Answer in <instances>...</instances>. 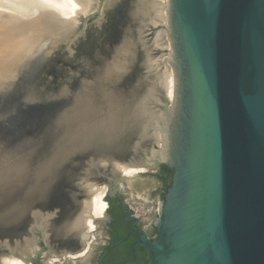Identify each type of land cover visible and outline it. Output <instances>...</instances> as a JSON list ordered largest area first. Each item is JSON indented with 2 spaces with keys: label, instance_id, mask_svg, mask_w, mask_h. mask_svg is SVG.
<instances>
[{
  "label": "water",
  "instance_id": "95a60500",
  "mask_svg": "<svg viewBox=\"0 0 264 264\" xmlns=\"http://www.w3.org/2000/svg\"><path fill=\"white\" fill-rule=\"evenodd\" d=\"M168 23L174 89L163 120L166 158L146 163L152 140H139L138 119L130 115L139 95L115 85L128 64L106 75L104 60L68 98L22 93L3 100L0 253L37 264L50 248L47 231L56 252L83 244L56 230L76 212L77 193L84 196L80 180L132 178L112 172L113 157L171 168L156 236L143 240L147 264H264V0H169ZM51 40L49 48L56 45ZM60 197L70 207L61 208ZM13 217L21 218L15 229ZM36 231L39 248L32 254L13 248L15 239Z\"/></svg>",
  "mask_w": 264,
  "mask_h": 264
},
{
  "label": "bare ground",
  "instance_id": "6f19581e",
  "mask_svg": "<svg viewBox=\"0 0 264 264\" xmlns=\"http://www.w3.org/2000/svg\"><path fill=\"white\" fill-rule=\"evenodd\" d=\"M142 1L138 0L139 6ZM92 4L93 0H0V82L16 74V69L19 68L17 66L25 56L32 53L34 49H39V46L44 44L46 40L53 38V41L56 42L63 35H65V40L70 39L78 19L89 12ZM132 11L134 12V10ZM136 11L134 13L138 14ZM148 14L150 19L143 22V26H146L149 30L156 28L155 35L151 40L154 48L148 53L156 75L154 80L151 81L148 94L139 101L140 105L142 104L145 120L143 116L134 115L132 107L130 108V115L138 119L140 131L145 134L143 136L138 134L139 140H152L146 162L152 163L155 159L166 158L162 152L163 120L166 108H169V103L172 104L174 89V67L171 63L173 58L168 28L169 0H151ZM144 30L143 28L141 32L143 33ZM126 46H128L127 40L122 42L115 49L112 57L105 62L106 75L120 73L127 68V63H125ZM154 49H160L162 53H158L159 55L153 54ZM131 50L132 47L127 55ZM14 60H17L15 64H13ZM159 89L166 96V103L161 98L160 93L156 94ZM78 94L80 96L82 93L78 92ZM24 95L28 99L42 98L39 95H27L26 93ZM106 116H110V113ZM143 120L145 123L142 127ZM148 126L151 128L150 130L147 129ZM110 162L113 173L129 176H135L144 171L147 166L132 164L113 157ZM101 164L106 166L108 164L107 158H102ZM79 185L85 192L80 211L71 220L68 217L65 223L60 224L62 228L57 229L56 233L73 236L84 245L75 252L64 251L60 257L53 255L49 258V261H60L64 258L82 256L85 245L86 247L89 245L91 232L96 228L95 220L99 219L104 213L106 203L103 197L107 185L91 179L80 180ZM17 219L13 217L11 221H17ZM30 235L25 236L23 240L15 239L14 249H19L22 255H27L28 252L33 253L39 248L35 241L34 232ZM45 239H47V233H45ZM67 244L70 245V243ZM12 246L13 244H11ZM0 264H25V261L15 253L1 252Z\"/></svg>",
  "mask_w": 264,
  "mask_h": 264
},
{
  "label": "rangeland",
  "instance_id": "374dc122",
  "mask_svg": "<svg viewBox=\"0 0 264 264\" xmlns=\"http://www.w3.org/2000/svg\"><path fill=\"white\" fill-rule=\"evenodd\" d=\"M150 2L151 0H143L139 6L138 0H93L92 8L89 12L78 19L70 39L65 40V35H63L62 38L59 37L58 41L51 40L48 43H56L52 48H49L46 42L40 45L39 52L25 57L24 61L17 66L19 68L15 77L13 76L7 80L3 79L0 82V105L4 99H15L22 93L39 95L40 97L57 93L60 94L58 95L59 99L71 97L79 90L76 85L82 84L84 80L93 78V74L101 69L104 60H109L114 54L115 49L127 40L128 46H126L127 49L125 51V63L129 67L115 85L125 92L131 90L139 95L132 102V112L134 115L143 116L145 120V114L141 107L142 104L140 105L139 101L148 94L151 81L154 80L156 75L148 55L149 51L154 48L151 40L155 35L156 28L149 30V28L144 26L145 30L143 33L141 32V27L139 28V33L137 29L140 21L143 24V22L150 19V16L148 17ZM132 10L134 12L137 10L139 19L137 16L132 15ZM131 47L132 50L129 55H133L132 58L127 55ZM105 52L109 53V55H105ZM158 53L161 54L162 51L160 49L153 50V54L159 55ZM16 62L17 60H14L13 64ZM133 84H136L134 88L132 87ZM156 94H159V92L156 91ZM144 120L142 127L145 123ZM139 135L143 136L145 134L140 131ZM155 168L156 166L147 167L148 171L146 172L150 173ZM149 178L151 179L150 176H132L131 179L132 181H142ZM119 181L123 182L124 191L130 195L129 197H131L130 199H132L131 201H133L134 205H142L143 207V198H145L149 189L153 187L154 182L149 184L147 188L139 191L134 187L128 186V181L130 180L119 179ZM102 183L107 185L104 181ZM67 189L65 188V190ZM84 197L85 192L84 196L80 192L77 193L73 203L76 204L77 202L79 205L75 210L76 212L69 217L70 220L80 211ZM157 201V197L155 196L153 202L149 204V207L152 208V215H154V210L158 207ZM57 202L60 204V207L62 206L61 208L70 207L69 200L63 197H60ZM20 221L12 222L9 224V227L11 229L17 228ZM95 225H98L96 220ZM4 227L6 226L0 224V228ZM21 231L19 230L18 233H22ZM36 232L34 234L39 239V234ZM46 233L47 245L50 248L41 253L43 261L53 255L60 257L64 251L72 252V244H66L61 253L56 252L55 246L58 243L55 240V236L51 232L47 231ZM91 233V235L96 236L95 232L92 231ZM96 249L95 243H90L88 251L79 258L84 259L93 256Z\"/></svg>",
  "mask_w": 264,
  "mask_h": 264
},
{
  "label": "flooded vegetation",
  "instance_id": "af4514ba",
  "mask_svg": "<svg viewBox=\"0 0 264 264\" xmlns=\"http://www.w3.org/2000/svg\"><path fill=\"white\" fill-rule=\"evenodd\" d=\"M147 167L135 176H150L151 179L142 181L130 179L128 181L129 187H134L139 191L154 182L153 187L143 198V207L134 205L130 195L124 191L123 182L119 180L106 181L107 190L103 197L106 203L104 213L99 219H96L98 229L93 230L96 236L92 235L88 241V247L86 245L84 247L85 254L90 243L94 242L97 249L93 256L84 259L69 257L60 261H49V259L43 261L41 259L43 256H41L37 264H147L150 252L143 240L151 241L155 238V222L158 218V207L152 215V208L149 207V204L156 196L159 206L161 196L169 185L171 176V168L165 164H158L155 170L150 173L146 172L148 171ZM83 245L81 244L72 252L80 250ZM25 264L35 263L28 260L25 261Z\"/></svg>",
  "mask_w": 264,
  "mask_h": 264
}]
</instances>
